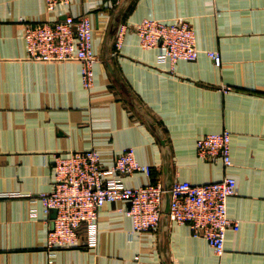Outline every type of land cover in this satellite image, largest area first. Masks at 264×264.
<instances>
[{
    "label": "crops",
    "instance_id": "obj_1",
    "mask_svg": "<svg viewBox=\"0 0 264 264\" xmlns=\"http://www.w3.org/2000/svg\"><path fill=\"white\" fill-rule=\"evenodd\" d=\"M118 10L106 0H70L54 14L46 0H0V264H264V0H128L122 24L147 17L191 24L201 53L174 68L159 61L158 49H144L133 30L115 48L109 33ZM60 13L61 19L91 20L96 60L90 91L79 61L28 58L25 25ZM207 51L220 54L221 66ZM117 78L145 116L130 105ZM223 131L232 135L231 167L196 151L199 137ZM129 148L162 182L165 153L169 183L236 180L228 215L240 227L227 231L222 255L188 225L165 217L158 232L133 234L124 201L100 211L95 247L82 238L74 248H47L55 213L45 212L41 196L53 188L54 155L96 149L111 168ZM122 182L135 188L151 180L137 173Z\"/></svg>",
    "mask_w": 264,
    "mask_h": 264
},
{
    "label": "built area",
    "instance_id": "obj_2",
    "mask_svg": "<svg viewBox=\"0 0 264 264\" xmlns=\"http://www.w3.org/2000/svg\"><path fill=\"white\" fill-rule=\"evenodd\" d=\"M110 9L120 0H106ZM70 0H46L49 13H58ZM47 22H30L24 27L28 58L41 62L81 63L83 87L90 91L94 86V29L87 16H66ZM129 30L139 37L144 49H158L159 61H168L172 68L180 61H195L201 50L196 33L184 19L165 22L147 17L135 25L121 24L115 48H120ZM219 67L220 54L207 51ZM232 135L223 131L210 133L196 140L197 155L206 161L221 160L231 167ZM55 178L50 193L42 194L46 213H55L53 227L48 233L47 248L58 250L77 247L82 238L88 246L97 243V225L100 211L107 203L124 201L126 215L133 223V234L156 233L163 215L162 202L166 193L163 182L154 176L151 165L142 164L133 148L123 150L111 168L104 166L96 149L55 154ZM137 173L147 175L151 182L141 187H126L122 179ZM172 196L170 222L186 224L195 237L204 238L217 255L225 252L226 233L239 230V221L228 215V200L237 195V182L226 176L220 181L196 185L176 180L169 191Z\"/></svg>",
    "mask_w": 264,
    "mask_h": 264
},
{
    "label": "water",
    "instance_id": "obj_3",
    "mask_svg": "<svg viewBox=\"0 0 264 264\" xmlns=\"http://www.w3.org/2000/svg\"><path fill=\"white\" fill-rule=\"evenodd\" d=\"M128 3V0H120L119 4H118V12L115 14L114 19L112 21V25H111V29H110V33H109V40L114 41L116 40L119 28L122 24V12L121 9ZM109 70L111 71V73L115 74V72L113 71V66L112 64L109 62ZM117 84L119 85L121 92L123 93V95L127 98L128 102L130 103V105L132 107H134V109L137 111L138 114H140V116H145V114L139 109V105L136 103L134 97L128 92V90L125 88V86L119 81V78L116 79ZM150 128L153 130V132L155 133V135L157 136L158 140L160 141V143L162 145L165 144V140L161 138V136L157 133L156 130V126L152 123H149ZM168 155L165 153L164 154V174H165V180L163 182V187L166 191V193L163 196V202H162V217H161V221H160V227L162 224V220L163 218H167L170 222V217H169V213H170V208H171V200H172V196L171 193L169 192L170 189L173 186V182L169 183L168 180V176H169V165H168Z\"/></svg>",
    "mask_w": 264,
    "mask_h": 264
},
{
    "label": "trees",
    "instance_id": "obj_4",
    "mask_svg": "<svg viewBox=\"0 0 264 264\" xmlns=\"http://www.w3.org/2000/svg\"><path fill=\"white\" fill-rule=\"evenodd\" d=\"M153 173H154V176H157V172L154 171Z\"/></svg>",
    "mask_w": 264,
    "mask_h": 264
}]
</instances>
